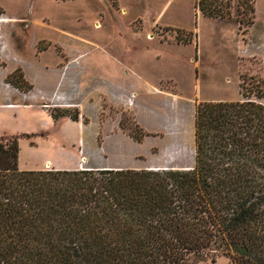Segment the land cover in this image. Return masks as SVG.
I'll return each instance as SVG.
<instances>
[{"label": "rangeland", "instance_id": "374dc122", "mask_svg": "<svg viewBox=\"0 0 264 264\" xmlns=\"http://www.w3.org/2000/svg\"><path fill=\"white\" fill-rule=\"evenodd\" d=\"M233 2L213 20L195 0H0V137L20 136L19 168H191L197 105L264 81V0L247 30Z\"/></svg>", "mask_w": 264, "mask_h": 264}, {"label": "trees", "instance_id": "16d2710c", "mask_svg": "<svg viewBox=\"0 0 264 264\" xmlns=\"http://www.w3.org/2000/svg\"><path fill=\"white\" fill-rule=\"evenodd\" d=\"M255 4L237 0L246 30ZM240 95L197 105L188 169L21 170L20 136H1L0 264H264V81L242 76Z\"/></svg>", "mask_w": 264, "mask_h": 264}, {"label": "crops", "instance_id": "0c3cea01", "mask_svg": "<svg viewBox=\"0 0 264 264\" xmlns=\"http://www.w3.org/2000/svg\"><path fill=\"white\" fill-rule=\"evenodd\" d=\"M255 25V24H254Z\"/></svg>", "mask_w": 264, "mask_h": 264}]
</instances>
